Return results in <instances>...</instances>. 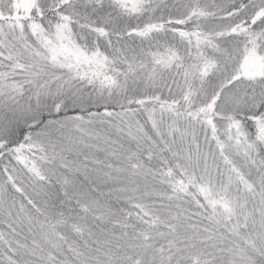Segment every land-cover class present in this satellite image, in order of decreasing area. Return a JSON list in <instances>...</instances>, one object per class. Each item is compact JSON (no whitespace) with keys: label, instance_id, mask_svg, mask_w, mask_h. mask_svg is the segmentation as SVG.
Returning a JSON list of instances; mask_svg holds the SVG:
<instances>
[{"label":"snow or ice","instance_id":"snow-or-ice-1","mask_svg":"<svg viewBox=\"0 0 264 264\" xmlns=\"http://www.w3.org/2000/svg\"><path fill=\"white\" fill-rule=\"evenodd\" d=\"M0 264H264V0H0Z\"/></svg>","mask_w":264,"mask_h":264}]
</instances>
